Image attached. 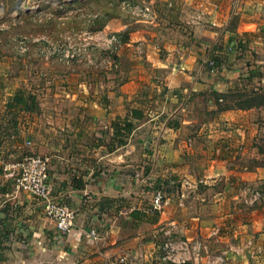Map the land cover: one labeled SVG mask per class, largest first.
<instances>
[{
  "label": "crops",
  "instance_id": "0c3cea01",
  "mask_svg": "<svg viewBox=\"0 0 264 264\" xmlns=\"http://www.w3.org/2000/svg\"><path fill=\"white\" fill-rule=\"evenodd\" d=\"M118 1L100 30L121 45L99 67L0 59V264H264V105L217 97L249 74L264 93V0H129L152 2L153 23ZM19 90L34 107L9 105ZM118 118L135 124L123 143ZM30 154L50 158L52 194L76 211L68 234L15 190Z\"/></svg>",
  "mask_w": 264,
  "mask_h": 264
},
{
  "label": "built area",
  "instance_id": "2783aa9c",
  "mask_svg": "<svg viewBox=\"0 0 264 264\" xmlns=\"http://www.w3.org/2000/svg\"><path fill=\"white\" fill-rule=\"evenodd\" d=\"M58 4L70 0H57ZM47 4H49L47 2ZM24 3L19 2L16 11L22 10ZM119 5L125 9L127 13L136 20H143L153 23L155 19V10L153 3L149 1H129L121 0ZM50 6V4L48 5ZM88 10V9H87ZM87 15V11L85 13ZM102 15L101 12L91 11L88 13V19L95 20ZM62 18V16L60 17ZM83 30V29H82ZM81 39L77 41H65L56 44H50L42 49V57L46 61H58L63 64H90L93 66H101L102 61L95 59L97 53L105 52L114 54L121 45V39L116 32H104L103 30L90 31L86 29L79 35ZM17 40V39H16ZM27 38H21L19 43L18 55L29 54ZM38 40V39H37ZM45 43V42H44ZM211 66L215 65L214 60L210 61ZM5 169H8L6 166ZM50 158L48 156L30 154L23 158L18 164L17 172H11L9 175L13 178L16 192H27L43 203L44 213L56 226L62 234H68L72 231L76 211L67 204L58 201L52 194V184L49 179ZM255 199L264 197V191H256ZM164 192L159 189L154 197V205L157 209L164 206ZM90 235L96 237V231L92 230ZM176 241L171 230L165 231V242L163 244L166 252V258H173L172 252L175 249ZM196 248H201L198 243Z\"/></svg>",
  "mask_w": 264,
  "mask_h": 264
},
{
  "label": "rangeland",
  "instance_id": "374dc122",
  "mask_svg": "<svg viewBox=\"0 0 264 264\" xmlns=\"http://www.w3.org/2000/svg\"><path fill=\"white\" fill-rule=\"evenodd\" d=\"M19 2H23L24 5L22 10L16 11ZM47 2L50 4L49 7L46 6L49 5ZM56 4H58L57 0H0V59L12 57L13 53L18 52L20 44H17V41L21 38L28 39L29 52L41 56L42 49L50 44L81 39L79 35L86 29L80 30L76 27H78V22L82 18H88L91 9L87 10V5H84L81 8L66 12L60 18L55 14L57 7L54 6ZM66 10V8H62L63 12ZM86 11L87 15L85 14ZM51 20H57V22L48 25ZM14 60L17 61L15 58ZM241 83L242 86L237 87L234 93L238 96L244 94L246 103L250 104V89H252V86L246 79H243ZM245 87H247V90L244 91ZM255 97L257 102H264V94ZM261 122L260 132L263 136H261L260 147L264 151V115ZM262 159H264V156H262Z\"/></svg>",
  "mask_w": 264,
  "mask_h": 264
},
{
  "label": "trees",
  "instance_id": "16d2710c",
  "mask_svg": "<svg viewBox=\"0 0 264 264\" xmlns=\"http://www.w3.org/2000/svg\"><path fill=\"white\" fill-rule=\"evenodd\" d=\"M108 1H111V0H70V1H66L58 5V7L55 9V12H56L55 14L57 17L59 16L61 17L63 14H65L68 11L81 8L84 5H87V9H91V11L101 12L102 15L93 21L84 17L82 18L81 21L78 22V27L76 28L80 30L88 29L90 31H97V30L102 29L105 26L108 17L111 16L112 9L110 8H112L113 6L109 5L110 2ZM62 8H66L67 10L63 12ZM75 19H77V17H75ZM56 22L57 20H51L48 22V25H50L51 23H56ZM211 67L214 69L216 65L211 66ZM251 78L252 77L249 74L248 76L241 78V81H239L236 86L230 88L226 93L217 94L218 100L221 99L220 103H224V105H221L222 109H226V108L249 109L255 105H264V102H257V99L255 96H258L259 94H254L252 89H250V99H251L250 104L246 103L244 94L242 96H238L234 93L237 87L242 86L241 82L243 81V79H246L251 84ZM245 90H247V87H245L244 91ZM31 98L32 97L26 95V93L23 90H19L16 93V95L12 98V101L9 103V105L10 106H21V107L23 106L34 107V104L29 102V100H32ZM134 127H135L134 122L130 120L129 118H118V120L115 121V123H113L115 138H118L119 136H121L119 137V142L123 143L124 136L129 134L133 130Z\"/></svg>",
  "mask_w": 264,
  "mask_h": 264
}]
</instances>
